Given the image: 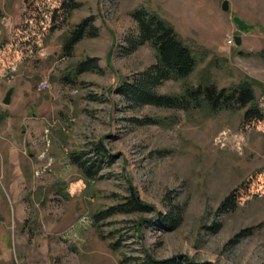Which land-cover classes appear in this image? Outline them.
Returning <instances> with one entry per match:
<instances>
[{"label": "rangeland", "instance_id": "1", "mask_svg": "<svg viewBox=\"0 0 264 264\" xmlns=\"http://www.w3.org/2000/svg\"><path fill=\"white\" fill-rule=\"evenodd\" d=\"M75 1L0 0V264H120L143 248L159 259L264 264V118L136 105L117 92L157 62L149 43L128 49L143 6L197 58L188 78L156 92L180 94L208 75L219 88L250 84L264 112V0H227L228 10L225 0ZM91 16L97 35L67 48ZM90 58L99 68L77 72ZM131 188L152 210L102 221L115 234L103 239L93 215ZM233 191L235 204L221 209Z\"/></svg>", "mask_w": 264, "mask_h": 264}, {"label": "trees", "instance_id": "2", "mask_svg": "<svg viewBox=\"0 0 264 264\" xmlns=\"http://www.w3.org/2000/svg\"><path fill=\"white\" fill-rule=\"evenodd\" d=\"M63 6L76 8L81 3L75 0H64ZM132 16L138 24L139 33L136 38L128 37V49L133 50L141 44L149 43L157 54V62L152 64L146 71L126 80L117 88V92L126 100L136 105L152 104L159 107L184 109L186 111H200L205 115H212L221 110L243 109L244 121L251 122L262 120L264 112L255 102V93L250 84H241L229 88H219L217 84L210 81L208 75L202 76L199 84L193 86L186 83L184 90L180 94H160L155 88L167 79L185 80L195 70L197 58L192 48L184 42L178 34L175 26L158 13L146 7L136 8ZM94 17L83 20L77 28L72 31V35L67 43V48L73 46L85 36L97 35L96 27H93ZM91 28V29H88ZM97 58H90L79 63L77 72H85L92 68H99L96 63ZM98 153H104L102 147H98ZM81 156L72 155L74 163L80 165L86 176L92 177L95 174L92 165H81ZM235 191L225 199L221 209L232 207L235 204ZM152 207L145 203L134 188L129 190V194L124 200L93 215L94 224L98 235L103 239L112 238L114 233L105 234L102 231V221L111 218L116 214L146 213ZM166 224L176 221L175 217L162 215ZM120 239L112 242L110 246L114 250L120 249ZM120 264H212L210 262H200L188 255H175L169 258L159 259L150 252L142 249L139 255L123 253Z\"/></svg>", "mask_w": 264, "mask_h": 264}, {"label": "water", "instance_id": "3", "mask_svg": "<svg viewBox=\"0 0 264 264\" xmlns=\"http://www.w3.org/2000/svg\"><path fill=\"white\" fill-rule=\"evenodd\" d=\"M223 9L224 10H228L229 9V4H228L227 0H225L224 3H223ZM236 39H237V43L240 44V42H241L240 38L237 37ZM13 93H14V87H11L8 90V92L6 93V96H5L4 100H3L5 104H10L11 103Z\"/></svg>", "mask_w": 264, "mask_h": 264}, {"label": "built area", "instance_id": "4", "mask_svg": "<svg viewBox=\"0 0 264 264\" xmlns=\"http://www.w3.org/2000/svg\"><path fill=\"white\" fill-rule=\"evenodd\" d=\"M43 85H44V86H46V85H47V83H45V82H44V83H43Z\"/></svg>", "mask_w": 264, "mask_h": 264}]
</instances>
